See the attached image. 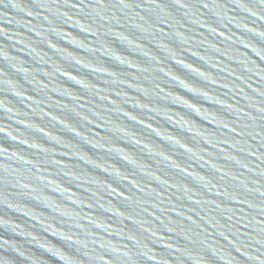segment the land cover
<instances>
[{
	"label": "water",
	"instance_id": "1",
	"mask_svg": "<svg viewBox=\"0 0 264 264\" xmlns=\"http://www.w3.org/2000/svg\"><path fill=\"white\" fill-rule=\"evenodd\" d=\"M0 264H264V0H0Z\"/></svg>",
	"mask_w": 264,
	"mask_h": 264
}]
</instances>
